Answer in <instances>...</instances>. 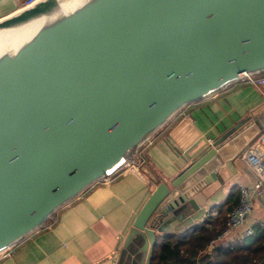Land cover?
Segmentation results:
<instances>
[{
    "label": "water",
    "instance_id": "1",
    "mask_svg": "<svg viewBox=\"0 0 264 264\" xmlns=\"http://www.w3.org/2000/svg\"><path fill=\"white\" fill-rule=\"evenodd\" d=\"M20 29L0 44V252L135 158L184 104L264 72V0H35L0 17V32ZM253 119L156 185L123 239L127 257L149 264L155 230L201 218L209 203L199 191L216 178V155ZM255 129L236 139L230 159L263 126Z\"/></svg>",
    "mask_w": 264,
    "mask_h": 264
},
{
    "label": "crops",
    "instance_id": "2",
    "mask_svg": "<svg viewBox=\"0 0 264 264\" xmlns=\"http://www.w3.org/2000/svg\"><path fill=\"white\" fill-rule=\"evenodd\" d=\"M23 1L0 0V17L22 7ZM250 114L253 122L216 155L221 160L215 168L216 178L199 191V201L209 206L205 205V213L193 224L209 216L220 219L226 211L219 213V208L234 205L239 185H245L251 190V212L213 242H232L244 237L248 228L264 226V184L253 189L254 178L236 163L249 143L264 133V84L257 87L246 78H238L204 98L184 104L140 145L136 170L119 171L89 185L58 207L40 227L0 254V264H138L139 255L135 260L127 257L122 242L150 192L159 182L172 179L191 164L188 154L193 156L199 146ZM258 123L263 129L230 159L237 149L236 139L246 137L248 130L258 129ZM162 233L155 230L156 237Z\"/></svg>",
    "mask_w": 264,
    "mask_h": 264
},
{
    "label": "trees",
    "instance_id": "3",
    "mask_svg": "<svg viewBox=\"0 0 264 264\" xmlns=\"http://www.w3.org/2000/svg\"><path fill=\"white\" fill-rule=\"evenodd\" d=\"M237 200L238 193L235 204ZM234 205L221 206L219 213L227 214ZM226 214L220 219L209 216L176 233L163 232L155 238L149 264H264V226L260 224L232 242H213L225 225Z\"/></svg>",
    "mask_w": 264,
    "mask_h": 264
},
{
    "label": "built area",
    "instance_id": "4",
    "mask_svg": "<svg viewBox=\"0 0 264 264\" xmlns=\"http://www.w3.org/2000/svg\"><path fill=\"white\" fill-rule=\"evenodd\" d=\"M35 0H24L23 6L33 3ZM240 78H246L253 85L259 87L264 84V73L249 74L244 73ZM264 133L258 135L252 140L246 149L239 155V158L248 166L256 177L255 182L252 183V188H260L264 184ZM137 156L133 159L125 161L122 166L116 171H134L136 170ZM115 172V173H116ZM253 208L251 190L245 185H239L237 203L227 212L225 225L219 232L217 237L226 235L232 228L238 226L247 214ZM208 215V214H206ZM252 232V228L245 231V235ZM8 249V248H7ZM5 249V250H7ZM2 251L0 254L5 252Z\"/></svg>",
    "mask_w": 264,
    "mask_h": 264
},
{
    "label": "bare ground",
    "instance_id": "5",
    "mask_svg": "<svg viewBox=\"0 0 264 264\" xmlns=\"http://www.w3.org/2000/svg\"><path fill=\"white\" fill-rule=\"evenodd\" d=\"M26 31H27L26 29H20L16 31L0 32V44L1 43H12Z\"/></svg>",
    "mask_w": 264,
    "mask_h": 264
}]
</instances>
